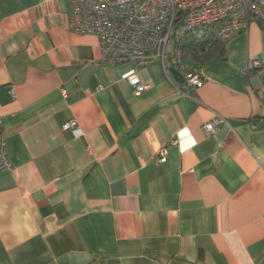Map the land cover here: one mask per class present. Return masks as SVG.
Here are the masks:
<instances>
[{
  "label": "crops",
  "instance_id": "0c3cea01",
  "mask_svg": "<svg viewBox=\"0 0 264 264\" xmlns=\"http://www.w3.org/2000/svg\"><path fill=\"white\" fill-rule=\"evenodd\" d=\"M70 8L0 0V264H264V14L183 56L203 82L178 92L157 61L101 59Z\"/></svg>",
  "mask_w": 264,
  "mask_h": 264
},
{
  "label": "built area",
  "instance_id": "2783aa9c",
  "mask_svg": "<svg viewBox=\"0 0 264 264\" xmlns=\"http://www.w3.org/2000/svg\"><path fill=\"white\" fill-rule=\"evenodd\" d=\"M69 27L76 32L94 33L101 59L117 63L134 61L136 67L157 61L164 72L178 69L184 79L175 84L178 92L185 86L198 87L203 80L198 70L187 63L182 48L192 38L227 41L248 22L264 14L258 0H70ZM252 59L248 68H259ZM135 94L150 86L136 69L126 76ZM223 117L214 114L202 127L212 133ZM81 131L75 119L62 124ZM168 144L176 143L175 138ZM158 150V160L166 158L167 145ZM12 167L0 120V172Z\"/></svg>",
  "mask_w": 264,
  "mask_h": 264
},
{
  "label": "trees",
  "instance_id": "16d2710c",
  "mask_svg": "<svg viewBox=\"0 0 264 264\" xmlns=\"http://www.w3.org/2000/svg\"><path fill=\"white\" fill-rule=\"evenodd\" d=\"M224 42L219 39H197L196 37L187 44V48L184 49L183 56L189 54L195 60L199 62H205L209 59L219 57L223 55ZM191 43H195L194 45ZM264 84V79H263Z\"/></svg>",
  "mask_w": 264,
  "mask_h": 264
},
{
  "label": "water",
  "instance_id": "95a60500",
  "mask_svg": "<svg viewBox=\"0 0 264 264\" xmlns=\"http://www.w3.org/2000/svg\"><path fill=\"white\" fill-rule=\"evenodd\" d=\"M169 71L178 81H182L184 79L182 73L176 69L174 66H169Z\"/></svg>",
  "mask_w": 264,
  "mask_h": 264
},
{
  "label": "rangeland",
  "instance_id": "374dc122",
  "mask_svg": "<svg viewBox=\"0 0 264 264\" xmlns=\"http://www.w3.org/2000/svg\"><path fill=\"white\" fill-rule=\"evenodd\" d=\"M187 48V45L182 48V51L184 52V49Z\"/></svg>",
  "mask_w": 264,
  "mask_h": 264
},
{
  "label": "bare ground",
  "instance_id": "6f19581e",
  "mask_svg": "<svg viewBox=\"0 0 264 264\" xmlns=\"http://www.w3.org/2000/svg\"><path fill=\"white\" fill-rule=\"evenodd\" d=\"M87 33H88V32H87ZM191 44H193V43H191ZM194 44H195V43H194ZM194 44H193V45H194ZM195 45H196V44H195ZM99 52H100V51H99Z\"/></svg>",
  "mask_w": 264,
  "mask_h": 264
}]
</instances>
